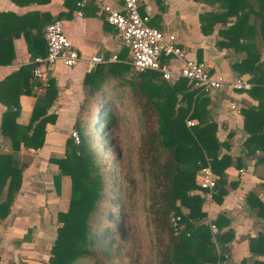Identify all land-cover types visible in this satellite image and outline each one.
<instances>
[{"label":"trees","instance_id":"obj_1","mask_svg":"<svg viewBox=\"0 0 264 264\" xmlns=\"http://www.w3.org/2000/svg\"><path fill=\"white\" fill-rule=\"evenodd\" d=\"M73 1L76 4V0ZM196 1L217 8V11L200 15L202 32L209 34L215 24H220L219 46L245 54L244 58L234 63L233 68L239 74L251 75L252 86L246 92L257 100V105L240 109L247 133L243 147L250 155L261 152L257 162L264 163V60L260 59L255 41L259 38L264 43V0ZM124 56L122 52L119 57L123 59ZM167 60L162 57L160 62ZM33 67L32 63L25 68L29 79H32ZM84 84L90 87V91L73 126L79 135V142L74 143L70 137L66 142L65 155L51 159L59 168L54 180L62 175L70 178V198L67 210L57 213L58 226L49 248L48 264H113L117 258L111 243L106 241L112 233L111 227L104 224L106 220L99 212L103 209L105 214L121 220L123 214L115 205L121 201L120 197L115 202L103 198L102 167L96 159L99 151L92 145L88 135L89 121L83 117L87 107L97 101L92 97L99 95L102 97L99 101L103 103L97 105L96 117L92 119L94 128L104 124L107 130H111L124 118L127 121L132 118L138 128L139 145L135 155L146 185L145 214L155 252L152 264H229L223 263L224 253L222 250L218 252L217 244H227L234 238L230 227L223 230L229 226L230 220L221 212L213 222L202 223L206 217L202 209L204 197L196 193L202 190L196 182V175L201 168L209 167L217 176L212 198L220 204L227 194L225 169L232 163L230 143L218 140L217 123L211 119L207 108L209 92L195 87L185 78L167 81L157 71H137L121 61L97 65L86 74ZM52 85L50 78L44 95L39 97L32 110L29 123L25 127L15 123L17 129L26 131L33 127V133L23 140L27 147L38 148L43 143L49 117L46 115L47 107L56 96ZM33 86L32 81L25 93L31 94ZM51 91L54 93L50 95ZM108 92L112 96L107 98ZM45 101L44 106L39 108ZM12 106L14 111L10 109L2 117L3 135H8L2 128L3 122H14L19 110L17 100ZM118 107L120 115L115 113ZM231 137L229 133L228 139ZM10 140L13 151L17 152L19 141L14 137ZM13 159L12 153L0 155V178L4 176L0 179V193L5 185L7 187L5 199L0 200V222L9 212L25 166H16ZM6 178H9L8 183ZM238 183L231 181L230 187L236 188ZM132 184L135 191L134 181ZM246 204L262 220L261 231L248 238L250 253L262 257L251 264H264V203L251 191L246 196ZM173 216H179L177 225L170 221ZM211 225L216 228L215 231H212ZM30 233L28 229L27 234ZM19 264L24 263L20 261ZM240 264L248 262L244 259Z\"/></svg>","mask_w":264,"mask_h":264},{"label":"crops","instance_id":"obj_2","mask_svg":"<svg viewBox=\"0 0 264 264\" xmlns=\"http://www.w3.org/2000/svg\"><path fill=\"white\" fill-rule=\"evenodd\" d=\"M139 6L140 13L148 16L149 25L173 33L178 46L186 51L188 57L206 63L210 72L222 79V86L209 92L207 108L211 119L217 123L218 140L230 143L232 163L225 169L227 194L218 204L208 190L199 189L196 193L204 197L202 209L206 217L202 223L213 222L221 212L230 220L229 226L223 230L230 227L234 238L227 244H217L218 252L222 250L224 253L223 263L240 264L245 259L251 264L253 260L262 258L251 254L248 247V238L261 231L262 220L246 204V196L254 191L264 203V163L257 162L261 152L250 155L243 147L247 133L240 109L257 105V100L246 92L248 89H238L232 83L237 78L250 82L249 73L239 74L233 68L245 54L219 46L220 24H215L209 34L202 32L200 15L217 11L214 5L196 0H139ZM56 19L63 21V31L81 60L73 67L55 64L51 79L56 96L47 107L46 115L49 117L44 140L40 147L31 148L25 146L23 140L33 133V127L28 131L17 129L15 123L20 127L29 123L37 100L44 95L46 83L37 89L34 85L31 94H26L25 90L33 80L29 79L25 68L32 64L36 55L45 51L44 28ZM255 41L260 59L264 60V43L259 38ZM123 50L125 48L119 46L115 28L106 22L96 3L77 7L73 0H0V155L12 153V162L16 166L25 164L19 189L7 216L0 222V264H19L20 261L24 264H48L49 248L58 226L57 213L67 210L70 198V178L62 175L55 181L59 168L51 159L65 155L66 142L81 105L88 97L90 87L84 84V79L92 68L87 60L98 55L108 59L106 63L121 61L130 65L129 52ZM122 52L125 56L120 59ZM112 55H116V61H109ZM53 93L51 91L50 95ZM16 100L18 113L14 122H3L2 128L8 133L3 135L2 117L10 109L14 111L12 105ZM10 137L19 141L17 152L12 149ZM213 176L217 178L215 174ZM5 180L8 183L9 178ZM231 181H239L238 186L231 188ZM6 189L5 185L0 200L5 199ZM182 210L186 212L185 208ZM28 229L31 230L29 235ZM211 229L215 231L216 228Z\"/></svg>","mask_w":264,"mask_h":264},{"label":"built area","instance_id":"obj_3","mask_svg":"<svg viewBox=\"0 0 264 264\" xmlns=\"http://www.w3.org/2000/svg\"><path fill=\"white\" fill-rule=\"evenodd\" d=\"M89 2L99 5L106 22L115 28L119 46L127 49L130 65L135 70L157 71L167 81L185 78L206 92H212L222 86V79L211 73L206 63L186 55V51L178 46L173 33L148 24V16L142 15L139 11V0H76V6L82 7ZM43 39L46 45L45 53L36 56L32 61L34 64L32 80L36 89L51 78L56 63L73 67L81 60L77 49L63 31L61 19L46 24ZM162 57L168 60L161 63ZM116 60V55L109 58V61ZM106 61L108 59L92 55L87 63L93 69ZM232 83L234 87L244 90L251 86L250 82L242 78H237ZM70 137L73 138L74 143L79 142V135L74 129ZM196 177L199 187L208 190L212 196L216 178L210 168H201ZM170 221L177 225L179 216H173ZM213 227L211 225V228Z\"/></svg>","mask_w":264,"mask_h":264},{"label":"rangeland","instance_id":"obj_4","mask_svg":"<svg viewBox=\"0 0 264 264\" xmlns=\"http://www.w3.org/2000/svg\"><path fill=\"white\" fill-rule=\"evenodd\" d=\"M111 96V92L106 93L107 98ZM92 99L97 101L87 107L83 117L89 121L88 135L92 145L99 151L96 159L102 167L103 198L108 202H115L120 197L121 202L115 205H118L123 214L119 220L105 214L103 209L99 212L106 220L104 224H108L112 230L106 241L111 243L113 252L116 253L117 258L113 264H152L155 252L145 214L146 185L138 170L135 155L139 145L138 128L132 118L128 121L124 118L111 130H107L104 124H98L94 128L92 119L96 117L97 105L103 102L99 101L102 99L100 95L93 96ZM120 111L119 107L115 109L118 115ZM132 181L135 183V191L132 190Z\"/></svg>","mask_w":264,"mask_h":264}]
</instances>
